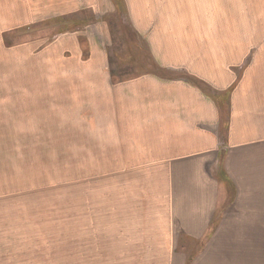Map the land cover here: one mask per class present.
<instances>
[{
  "label": "crops",
  "instance_id": "1",
  "mask_svg": "<svg viewBox=\"0 0 264 264\" xmlns=\"http://www.w3.org/2000/svg\"><path fill=\"white\" fill-rule=\"evenodd\" d=\"M117 11L157 66L118 82L98 47ZM1 46L81 67L75 199L54 220L75 261L37 264H264V0H0Z\"/></svg>",
  "mask_w": 264,
  "mask_h": 264
},
{
  "label": "rangeland",
  "instance_id": "2",
  "mask_svg": "<svg viewBox=\"0 0 264 264\" xmlns=\"http://www.w3.org/2000/svg\"><path fill=\"white\" fill-rule=\"evenodd\" d=\"M108 16V39L98 47L106 49L102 64L112 80L156 69L147 46L130 43L136 35L125 14L117 11ZM35 36L29 38L36 40ZM8 50L0 48V216L8 210L9 197L10 221L12 204L15 207L12 264H27L30 259L32 264L75 261V246L69 242L75 240L69 236L71 224L54 220L57 213H69V201L75 199V192L65 187L71 179H65L68 169L75 163V109L66 107L75 103L71 71L81 67L74 59L46 62L26 51ZM56 50L54 46L52 52ZM96 63L98 68L100 60Z\"/></svg>",
  "mask_w": 264,
  "mask_h": 264
}]
</instances>
